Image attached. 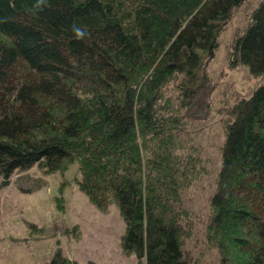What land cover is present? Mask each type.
Here are the masks:
<instances>
[{"label":"trees","instance_id":"1","mask_svg":"<svg viewBox=\"0 0 264 264\" xmlns=\"http://www.w3.org/2000/svg\"><path fill=\"white\" fill-rule=\"evenodd\" d=\"M245 1L0 0L2 183L76 162L78 188L102 211L117 206L138 261L204 264L201 241L216 264H264V0L228 51L231 68L261 80L223 112L217 159L187 129L209 94L205 64ZM48 264L78 263L56 251Z\"/></svg>","mask_w":264,"mask_h":264},{"label":"rangeland","instance_id":"2","mask_svg":"<svg viewBox=\"0 0 264 264\" xmlns=\"http://www.w3.org/2000/svg\"><path fill=\"white\" fill-rule=\"evenodd\" d=\"M258 2L246 0L234 10L217 38L213 59L205 64L209 94L206 102L197 106L198 115L187 129L196 133L195 146L212 158L217 159L223 141L226 107L248 96L261 80L244 67L231 68L228 56L234 36L246 26L250 10ZM196 111L190 109L192 115ZM25 176L41 180V187L30 192L20 189L18 183L24 182L16 181ZM79 177L76 162L52 173L34 165L13 173L7 185L0 177V264H48L56 251L78 264H144L123 248L125 225L117 206L110 204L106 211L94 206L78 188ZM199 182L194 198L196 211L202 214L207 211L210 184L205 178ZM197 248L195 253L205 255L204 264L217 263L216 254L207 252V245L200 241Z\"/></svg>","mask_w":264,"mask_h":264},{"label":"bare ground","instance_id":"3","mask_svg":"<svg viewBox=\"0 0 264 264\" xmlns=\"http://www.w3.org/2000/svg\"><path fill=\"white\" fill-rule=\"evenodd\" d=\"M240 96V95H239Z\"/></svg>","mask_w":264,"mask_h":264}]
</instances>
